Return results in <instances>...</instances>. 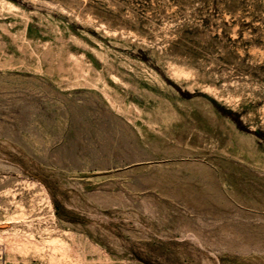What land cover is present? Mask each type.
I'll return each mask as SVG.
<instances>
[{
  "label": "rangeland",
  "instance_id": "1",
  "mask_svg": "<svg viewBox=\"0 0 264 264\" xmlns=\"http://www.w3.org/2000/svg\"><path fill=\"white\" fill-rule=\"evenodd\" d=\"M0 264H264V0H0Z\"/></svg>",
  "mask_w": 264,
  "mask_h": 264
}]
</instances>
